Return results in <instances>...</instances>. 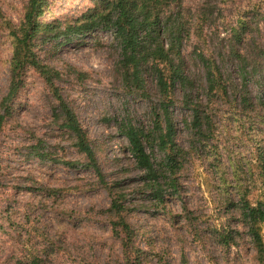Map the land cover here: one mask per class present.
<instances>
[{"label":"rangeland","instance_id":"374dc122","mask_svg":"<svg viewBox=\"0 0 264 264\" xmlns=\"http://www.w3.org/2000/svg\"><path fill=\"white\" fill-rule=\"evenodd\" d=\"M25 1L0 0V8L17 23ZM89 8L91 0H49L43 17L64 22ZM257 8L264 10V0H183L184 20L191 28L183 53L198 84L202 76L194 50L217 61L224 79L239 86L231 49L254 57L264 48L262 25L256 29L249 23ZM238 18L251 24L241 44L232 37ZM72 42L54 52L50 43L35 38L33 52L42 65L58 72L54 83L90 140L104 181L126 196L137 245L149 254L145 264H258L236 186L251 203L262 197L257 175L264 127L255 124L252 114L240 113L232 100L222 101L215 107L212 140L202 147L193 144L182 125L186 112L175 106L176 142L187 152L178 174L181 196L165 208L158 206L141 190V171L120 148L125 140L118 130L121 122L151 126L157 101L151 79L149 100L124 86L116 72L120 49L109 32ZM9 59L10 42L0 27V101L8 86ZM259 64V73L246 83L253 102L264 98V58ZM59 121L44 80L29 69L0 135V264H123L106 212L108 192L93 170L82 166L86 159ZM146 151L159 160L155 148ZM55 159L80 164L71 169ZM220 234H231L235 243L225 246Z\"/></svg>","mask_w":264,"mask_h":264},{"label":"trees","instance_id":"16d2710c","mask_svg":"<svg viewBox=\"0 0 264 264\" xmlns=\"http://www.w3.org/2000/svg\"><path fill=\"white\" fill-rule=\"evenodd\" d=\"M91 1L92 8L78 18L64 22L44 20L49 0H26L17 23L7 18L0 8V27L6 31L10 42L8 86L0 101V135L6 118L12 112L13 103L24 89L26 71L34 70L44 80L56 103L60 127L71 134L74 138L73 147L86 159L82 166L92 169L108 192L110 202L106 212L110 218L111 234L119 243L123 264H145L149 254L137 245L136 233L127 219L132 209L127 204L126 196L120 191H113V185L104 181L90 140L54 83L58 72L39 62L33 52V40L39 38L42 42L50 43L52 50L56 52L72 44L73 40L95 32H109L120 49L116 72L124 86L149 100L147 79H151L157 96L152 109L151 126L138 128L129 122H121L118 130L125 140V145L120 148L130 154L141 171V190L149 201L164 208L170 199H179L181 196L178 174L187 154L176 142L178 126L173 109L178 105L186 112L182 125L193 144L202 147L212 140L215 107L222 101L232 100L238 105L240 113L252 114L255 124L264 127V98L251 101L246 85L260 71L259 61L264 58V48L259 51V55L254 54V57L231 49L237 61L239 86H231L224 79L217 61L205 53L192 51L202 76V81L198 84L187 71L183 53V47L191 33L190 25L184 20L183 0ZM252 21L256 29L262 25L264 32V10L254 9L249 23ZM236 23L232 37L237 44H241L243 34L250 29L251 24L249 26L243 18H238ZM146 147L152 151L155 148L160 153L158 161L152 159ZM55 161L71 169H76L80 164L59 159ZM258 167L260 171L257 178L262 197L251 203L239 185L236 189L240 194L241 214L248 227L256 261L264 264L263 154L259 156ZM236 173L234 170V174ZM221 183L225 186L228 184V179L223 175ZM225 200H228L226 195ZM182 209L186 218L191 220V213L184 204ZM219 237L225 246L235 243L231 234H220Z\"/></svg>","mask_w":264,"mask_h":264}]
</instances>
